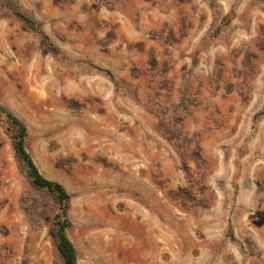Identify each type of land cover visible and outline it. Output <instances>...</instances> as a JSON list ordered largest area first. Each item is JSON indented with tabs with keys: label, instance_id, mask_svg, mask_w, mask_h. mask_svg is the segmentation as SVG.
<instances>
[{
	"label": "rangeland",
	"instance_id": "374dc122",
	"mask_svg": "<svg viewBox=\"0 0 264 264\" xmlns=\"http://www.w3.org/2000/svg\"><path fill=\"white\" fill-rule=\"evenodd\" d=\"M0 107L78 264H264V0H0ZM14 133L0 113V264H61Z\"/></svg>",
	"mask_w": 264,
	"mask_h": 264
},
{
	"label": "trees",
	"instance_id": "16d2710c",
	"mask_svg": "<svg viewBox=\"0 0 264 264\" xmlns=\"http://www.w3.org/2000/svg\"><path fill=\"white\" fill-rule=\"evenodd\" d=\"M11 8L16 18L28 29L39 32L42 36V42L45 43L47 39L41 32L40 24L22 10L18 4L13 3ZM96 69L112 79L109 71L99 67H96ZM0 113L5 116L6 120L14 128L15 133L12 137V149L16 161L25 168L26 177L38 190L48 193L56 198L58 202L59 207L54 216V226L57 239L56 250L61 264H78L77 251L66 234V230L69 227L68 212L70 208V194L61 183L44 177L39 171L25 148V141L28 138V134L24 124L4 107H0ZM261 115H264V108L256 117Z\"/></svg>",
	"mask_w": 264,
	"mask_h": 264
}]
</instances>
